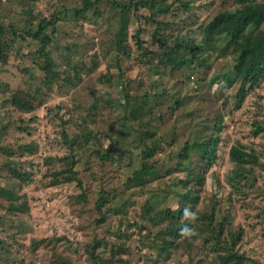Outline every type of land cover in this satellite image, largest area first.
<instances>
[{
	"label": "rangeland",
	"instance_id": "1",
	"mask_svg": "<svg viewBox=\"0 0 264 264\" xmlns=\"http://www.w3.org/2000/svg\"><path fill=\"white\" fill-rule=\"evenodd\" d=\"M85 1L94 0H0L6 29L0 36L9 44L6 62L0 61V145L15 152L11 158L0 153V187L20 196L14 212L0 198V264H97L91 254L108 264H235L223 259L229 252L240 256L239 264H264V80L250 89L246 84L240 95L233 73L238 47L225 51L224 34L216 37L218 51L196 53L188 66L166 59L181 39L183 46L189 39L202 44L200 26L219 11L235 10L238 1L155 0L151 6L152 0H135L144 5L129 12V57L115 46L121 12L113 4L128 0H99L74 16ZM164 7L169 11H158ZM56 12L60 19L48 44L13 35L35 30ZM260 41L264 25L253 36L254 44ZM39 50L49 53L51 82H43ZM211 135L218 136L215 159L195 215L214 208L221 224L163 242L159 234L167 235L168 221L153 226L146 204L152 212L178 207L185 169L203 162ZM64 136L79 145L71 148ZM237 143L258 160L240 184L230 180L229 149ZM22 145L31 147L21 151ZM154 145L148 163L160 177L135 185L129 178ZM69 160L77 180L52 185L70 172ZM7 162L30 173L29 183L12 178ZM102 196L107 201L98 209ZM162 242L175 244L166 258L158 250Z\"/></svg>",
	"mask_w": 264,
	"mask_h": 264
},
{
	"label": "trees",
	"instance_id": "2",
	"mask_svg": "<svg viewBox=\"0 0 264 264\" xmlns=\"http://www.w3.org/2000/svg\"><path fill=\"white\" fill-rule=\"evenodd\" d=\"M99 0H94L93 2H86L83 6L77 9L74 13V16H79L80 14L85 13L91 6L95 5ZM239 3L238 8L235 10H222L219 11L210 21H208L205 25L200 26V31L202 34V44L194 43L193 40L189 39L185 45H182V39L175 43L174 48H170V53L166 54L167 63H171L173 66H179L180 64L189 65V63L196 57V53H200L201 51L206 50V52L217 50L215 41L218 35L224 34L228 38V44L224 50L226 51L231 46L238 47V52L236 55V62L233 65V73L235 77H239L241 81L240 87V95L245 94V85L248 84L247 88H253L259 82L264 80V41H260L257 44L253 42V36L256 31L264 25V0H237ZM114 6L120 9V19L119 24L117 25L115 32V46L117 49H120L122 54L129 57V53L126 50V41L128 40V24L130 22L129 12L134 9H138L141 5H144L142 2L139 5V2L135 0H128V2H115L113 1ZM155 4V0H152L150 5L153 6ZM159 12L169 11V7L158 9ZM60 19V12H56L52 14L50 18H42L39 20L36 25V29L32 30L31 28L27 29L26 32H19L21 34H16L13 31L14 36L22 35L23 37H29L34 40H39L43 45L51 42V39L56 34V23ZM50 30L47 33V30ZM6 29L0 23V35ZM140 30H137L134 34V38L136 39L135 45L141 51L143 50V41L140 39ZM162 43L163 40L159 38ZM165 44V42H164ZM9 49V44L5 42L0 36V61L6 62L7 60V50ZM184 50V52H190L192 56L190 58H186L184 55H180V50ZM173 53L178 55L176 58L173 56ZM38 54L44 59V64L41 67V70L45 72V77L43 82H51L52 79L55 78V72L53 71V67L49 61V53L45 50H39ZM144 55V54H142ZM220 55V54H219ZM17 101L22 108H26V104L21 100H12V102ZM261 128L256 127L254 130V134H258ZM218 136H209L205 140L207 149L204 153V160L201 164H199L197 169H193L191 167H186L185 180L182 182L185 188L183 197L178 199V207L176 209L167 208L165 210H159L156 212H152L153 207L150 204H146V216L147 219L152 223L153 226H160L163 222L168 221V226H166L167 235L159 234V238L164 242L167 237L173 239H179L182 237L181 230L185 226L189 228L200 229L203 227L204 229L208 228V230H216L217 227L221 224V222H217L214 218V208H211L209 213H198L196 219L194 221L185 218L184 209L188 208L193 213H195L196 206L199 204V193L200 188L205 180L206 171L213 165L215 159V153L212 149V144H215L218 140ZM64 141L72 148L76 145H79L74 140H67V137L64 136ZM31 145H22L19 147V150L26 151L30 149ZM78 150L81 147H77ZM156 149V145L146 148L143 151L142 155L144 163H142L140 169L135 172L132 178H129L130 182L135 185H141L143 183L148 182L149 178L157 179L159 178V173L157 172L154 164L148 163V158L153 156V153ZM0 153L5 155L8 158L14 156L15 152L10 148H4L0 145ZM23 153H20L18 156H22ZM73 156V155H72ZM102 159L109 158V152L101 156ZM67 161V158H65ZM229 160L233 163V170L231 179L232 182H241L248 181L252 173L254 171V167L258 165L257 157L254 156L252 152H249L245 149V147L237 143L232 145L229 149ZM69 168L70 172L63 176L60 180L56 178L52 185H58L60 183H69L73 180H77L74 177L75 172H73L72 166L74 162L69 160ZM204 163V164H203ZM68 164V162H67ZM203 164V165H202ZM9 171V175L18 180L20 184H27L30 181V173L24 172L23 170L18 169L17 167L11 166L8 162L6 163ZM179 172L178 170H175ZM172 170L167 172L170 173ZM182 181V180H181ZM192 186V187H191ZM0 198L6 199L8 202H11L9 206V210L11 212L16 211L13 203L20 199L18 194L13 193L10 189L0 187ZM106 197H100L97 201V207H100L107 200ZM23 204V203H22ZM20 204V205H22ZM153 213V214H152ZM225 223H222V230L220 234L223 235L225 231ZM210 234V232H209ZM238 240V238H235ZM172 241V240H171ZM163 242L159 245V253L164 254V257H168L171 251V248L174 247L175 244H171L167 247L163 244ZM224 243L227 241L224 240ZM235 241L231 240V244H229L230 251H232L233 245ZM227 244V243H226ZM91 257L97 264H108L107 261L102 259L100 256H96L91 254ZM225 262L233 260L235 264H239L240 256L229 252L226 256L223 257Z\"/></svg>",
	"mask_w": 264,
	"mask_h": 264
},
{
	"label": "clouds",
	"instance_id": "3",
	"mask_svg": "<svg viewBox=\"0 0 264 264\" xmlns=\"http://www.w3.org/2000/svg\"><path fill=\"white\" fill-rule=\"evenodd\" d=\"M184 216L185 218L194 221L196 219V215L195 213H193L190 209L185 208L184 209ZM195 234L194 229L189 228L188 226H185L184 228H182L181 230V235L186 237V238H190L191 236H193Z\"/></svg>",
	"mask_w": 264,
	"mask_h": 264
}]
</instances>
